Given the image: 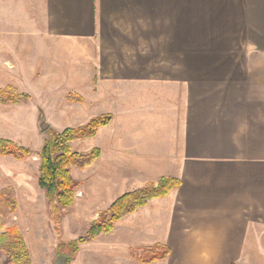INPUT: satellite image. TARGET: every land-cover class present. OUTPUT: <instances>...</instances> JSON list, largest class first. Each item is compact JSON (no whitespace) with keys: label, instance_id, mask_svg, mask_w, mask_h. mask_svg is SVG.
I'll list each match as a JSON object with an SVG mask.
<instances>
[{"label":"crops","instance_id":"obj_1","mask_svg":"<svg viewBox=\"0 0 264 264\" xmlns=\"http://www.w3.org/2000/svg\"><path fill=\"white\" fill-rule=\"evenodd\" d=\"M131 1L0 0V90L28 96L0 104V140L26 146L18 126L42 134L58 114L111 115L89 139L106 207L181 182L116 223L115 243L236 263L264 226V0Z\"/></svg>","mask_w":264,"mask_h":264},{"label":"rangeland","instance_id":"obj_2","mask_svg":"<svg viewBox=\"0 0 264 264\" xmlns=\"http://www.w3.org/2000/svg\"><path fill=\"white\" fill-rule=\"evenodd\" d=\"M107 1L111 5L116 4V0ZM129 3L127 1V4ZM58 99L63 100L60 95H58ZM88 116V113H82L76 118L72 113L63 116L58 114V117L50 119L54 124L42 134L30 133L25 124L23 127L18 126L21 129L19 133L20 135L24 134L25 145H27L14 144L28 149L30 155L22 160L3 156L16 162L0 164V175L4 187L0 192L8 188L13 190L10 186L15 188L13 196L16 209L11 211L9 206L2 207L3 201L1 200L0 212L6 223L5 228L16 227L23 237L28 249L30 264H53L58 256L59 242H67L83 236L88 230L89 223L97 219V213L108 208L106 204L110 199L101 196L99 198L96 194L98 192L96 175L99 172L96 165L85 170L70 169L72 178L80 185L75 190L73 204L69 208H58L56 223L53 220V205L47 202L44 191L38 186L39 152L42 147L50 139L52 133H61L65 129L82 126L90 119ZM26 119L28 120V117ZM157 127L162 128L161 125ZM70 147L74 152H88L96 147V140L73 141L70 143ZM106 172L112 173V170H106ZM100 237L97 238L98 240L81 245L74 261L70 264H142L139 263L140 260H147L152 256L143 249L146 246H135L139 249L130 252V248L127 246L116 244L115 239H112V232L105 238H102V235ZM167 248L170 250V254L164 261L150 264H204L197 260L198 252L193 246ZM62 252L67 253L64 249ZM240 254L237 262L232 264H264V226L249 230L246 244L242 247ZM0 257L3 261L4 256L0 254ZM205 264H210V262Z\"/></svg>","mask_w":264,"mask_h":264},{"label":"trees","instance_id":"obj_3","mask_svg":"<svg viewBox=\"0 0 264 264\" xmlns=\"http://www.w3.org/2000/svg\"><path fill=\"white\" fill-rule=\"evenodd\" d=\"M27 99L28 97L16 93L13 89L0 90V104H18ZM66 100L69 103H83L82 98L77 95H69ZM111 119V115L93 117L82 126L68 128L61 133H52L39 152L38 186L44 191L47 202L53 205L55 223L58 218V208H69L73 204L75 190L80 185L72 178L70 169H88L100 156V151L97 148L88 152H74L70 143L94 138L100 129L108 126ZM29 155L28 149L18 147L10 141L0 140V156H10L16 160H22ZM180 186L181 182L178 179L163 177L157 183H148L142 188L123 193L106 210L98 214L97 219L90 223L83 236L67 242H59L58 254L69 256L67 264H70L74 261L81 245L94 241L101 235L109 234L120 220L146 207L152 200L167 197ZM13 193L11 188L0 192V201H3L2 207L9 206L11 211L16 209ZM2 215L0 212V254L4 256V260L1 261L0 257V264H30L28 249L23 237L16 227L5 228L6 223ZM62 249L67 253H63ZM143 249L152 256L147 260H140L139 263L142 264L164 261L170 254V250L162 245Z\"/></svg>","mask_w":264,"mask_h":264},{"label":"water","instance_id":"obj_4","mask_svg":"<svg viewBox=\"0 0 264 264\" xmlns=\"http://www.w3.org/2000/svg\"><path fill=\"white\" fill-rule=\"evenodd\" d=\"M38 128L41 132H45L48 129V124L44 118H41L38 123ZM69 256L62 253L58 254L56 261L53 264H67Z\"/></svg>","mask_w":264,"mask_h":264}]
</instances>
